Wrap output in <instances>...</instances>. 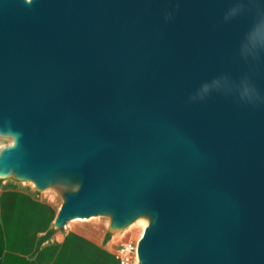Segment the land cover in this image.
I'll use <instances>...</instances> for the list:
<instances>
[{
	"label": "water",
	"instance_id": "water-1",
	"mask_svg": "<svg viewBox=\"0 0 264 264\" xmlns=\"http://www.w3.org/2000/svg\"><path fill=\"white\" fill-rule=\"evenodd\" d=\"M0 136L57 230L146 219L139 264H264V0H0Z\"/></svg>",
	"mask_w": 264,
	"mask_h": 264
},
{
	"label": "crops",
	"instance_id": "crops-1",
	"mask_svg": "<svg viewBox=\"0 0 264 264\" xmlns=\"http://www.w3.org/2000/svg\"><path fill=\"white\" fill-rule=\"evenodd\" d=\"M60 208L33 190L0 183V264H119L121 242L133 238L111 233L106 218L57 230Z\"/></svg>",
	"mask_w": 264,
	"mask_h": 264
},
{
	"label": "rangeland",
	"instance_id": "rangeland-1",
	"mask_svg": "<svg viewBox=\"0 0 264 264\" xmlns=\"http://www.w3.org/2000/svg\"><path fill=\"white\" fill-rule=\"evenodd\" d=\"M13 144H14V139L12 137L0 136V152L4 150L5 148L13 146ZM0 183H9V184L20 186L22 188L33 190L35 196L38 198H41L43 200H51L59 206H62L63 204V198H62L61 191L59 188L52 187L43 192H39L37 191L34 183L32 185L30 184L32 183L30 181H21V180L16 179L13 176H10L6 179H0ZM124 232L126 233L128 237H131L134 240H137L142 237L143 226L141 222H139L136 225H134L132 228L129 227Z\"/></svg>",
	"mask_w": 264,
	"mask_h": 264
},
{
	"label": "built area",
	"instance_id": "built-area-1",
	"mask_svg": "<svg viewBox=\"0 0 264 264\" xmlns=\"http://www.w3.org/2000/svg\"><path fill=\"white\" fill-rule=\"evenodd\" d=\"M139 239L124 240L121 242L117 250L119 264H139Z\"/></svg>",
	"mask_w": 264,
	"mask_h": 264
},
{
	"label": "bare ground",
	"instance_id": "bare-ground-1",
	"mask_svg": "<svg viewBox=\"0 0 264 264\" xmlns=\"http://www.w3.org/2000/svg\"><path fill=\"white\" fill-rule=\"evenodd\" d=\"M33 185V183H30ZM96 220V219H95ZM76 221H88V220H75L73 222H76ZM93 221V220H92ZM141 222L142 226H143V232H142V235L146 229V227L148 226V221L146 219H140L139 221H137L135 224H133L130 228H132L134 225H136L137 223Z\"/></svg>",
	"mask_w": 264,
	"mask_h": 264
}]
</instances>
